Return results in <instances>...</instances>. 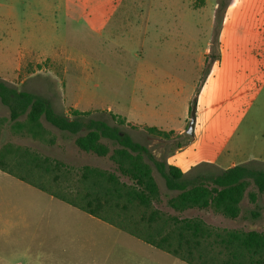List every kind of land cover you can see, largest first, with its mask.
<instances>
[{"label": "rangeland", "instance_id": "obj_1", "mask_svg": "<svg viewBox=\"0 0 264 264\" xmlns=\"http://www.w3.org/2000/svg\"><path fill=\"white\" fill-rule=\"evenodd\" d=\"M83 1L0 0V80L46 99L58 113H86L88 118L116 127L114 117L128 121L127 108L134 95H140V88L134 85L135 68L146 57L156 76L148 88L156 86L157 97L145 109L131 111L132 120L149 126L167 124L168 114L176 113L189 95L187 83L193 74L196 89L189 108L191 111L195 100V147L194 151L186 149L185 154L199 164L185 170L187 181L240 164L264 172V0H136L140 16L181 15V24L174 29L178 28L177 34L181 31L190 44L185 46L187 52L174 46L177 40L172 31L171 42L151 56L148 52L145 55V48L151 39L158 42L160 36L154 28L159 25L89 24L81 12ZM119 2L114 1L106 13L119 15ZM91 5V16L100 14L97 2ZM188 55L197 68L194 73L192 63L184 60ZM9 117L0 102V118L5 120L0 151L10 146L28 148L61 161L72 168L69 176L73 182L84 166L121 177L108 158L79 151L75 136L43 120L48 131L45 140H35L15 132ZM190 120L189 113L183 135L175 133L170 139L151 135L144 127L120 128L168 165L169 154L193 139L186 133ZM104 142L114 149L111 142ZM153 174L161 192L155 204L159 210L181 218L199 217L220 231L264 234V195H258L256 203L248 196L258 193L255 186L248 189L242 213L233 220L212 210L175 212L167 201L177 193L166 188L154 166ZM17 194V200L27 203L30 199ZM44 207L39 216L40 231L18 235L25 245L32 243L35 235L45 243L46 264H185L64 203L46 200ZM17 262L26 263L21 259Z\"/></svg>", "mask_w": 264, "mask_h": 264}, {"label": "trees", "instance_id": "obj_2", "mask_svg": "<svg viewBox=\"0 0 264 264\" xmlns=\"http://www.w3.org/2000/svg\"><path fill=\"white\" fill-rule=\"evenodd\" d=\"M0 102L9 111L15 132L44 141L48 132L44 120L60 132L75 136L79 151L108 158L129 182L115 172L91 166L82 167L73 182L69 176L73 170L67 164L12 146L0 151L1 171L185 264H264L263 233L220 231L199 217L181 218L159 210L155 204L161 192L153 166L164 178L166 188L177 193L168 199L169 208L178 213L212 210L233 220L240 217L241 203L252 185L258 191L248 194L252 203L258 195H264L263 171L240 164L189 182L179 168L158 161L148 147L122 131L123 125L138 128L124 119L114 117L118 126L113 127L88 118L86 113L74 111L67 116L56 112L46 99L19 91L2 80ZM4 122L0 118V134ZM145 130L162 139L175 134L157 128ZM104 141L111 142L114 149Z\"/></svg>", "mask_w": 264, "mask_h": 264}, {"label": "crops", "instance_id": "obj_3", "mask_svg": "<svg viewBox=\"0 0 264 264\" xmlns=\"http://www.w3.org/2000/svg\"><path fill=\"white\" fill-rule=\"evenodd\" d=\"M41 1L47 2V0ZM114 1L117 0H84L82 7L83 9H81V12H83L82 14L86 18L85 22L97 25H159L157 28H153L157 31L155 32V34H159L160 38L157 39V43H154L153 39L150 40V44H148V47L145 48V55H147V52L150 56L154 55V52L157 54V48H160L161 46L170 43L171 39H173L172 31L175 33L177 40L176 45L174 46H176L177 48L183 47L182 50L186 52L188 51V48H186L187 46H190V44H188L187 42L188 39H185L186 37L182 36L181 31L180 34H177L179 32L178 28L174 29V25H176L177 23L181 24V15L173 17L167 14H149L140 16L138 14L139 9L136 0H120L118 4V10L120 11V14L110 15L108 12L106 13V10L114 3ZM93 2H97V6L101 9V11L100 14L91 16L89 8L92 6L91 4ZM165 3L168 5L169 1H165ZM150 7H153V5H150ZM122 9L124 11L123 14ZM131 12L136 14H127ZM103 29L106 30L105 27H103ZM176 29L178 31H176ZM132 32H136L135 26L133 27ZM190 57L192 56L188 55L184 60L186 62L192 63V73H194L197 68L195 67L194 63L190 60ZM154 70L155 69H152L150 63L146 60V57L143 59V61L142 59H140L138 66L135 68L134 85L135 88L139 87L141 92L139 96H137V94L134 95L133 101L131 102L132 105L127 108L129 112L127 114L128 121L126 120V122L133 123L138 127H144V129L148 127L157 128L158 130L163 132H174L178 135H183L187 120L189 118L190 101L193 99L196 89V85L193 81V74L192 79H189V84L187 83V86H190L189 95H187L183 99L182 103L180 104V108L176 113L168 114L167 119L169 122H167V124H162V127L155 125L149 126L148 124L142 121L132 120L129 118V114L131 113V111L145 109L150 105V103L155 101V98L157 97L156 86H150L148 88V85L156 77L154 75ZM143 87L146 89L145 92H142ZM195 134L196 130L194 132V137L190 142H188L182 147H179L174 153L169 154L168 165L175 166L184 173L185 170H187L188 168L199 164V162H197L196 160H192L191 156L185 154V150L188 148L191 151H194ZM16 194L17 196H28V198L30 199L27 203H25L21 199L17 200L16 198L18 197L15 196ZM46 196L50 197V199H47ZM46 200H49L50 203L59 201L61 203L66 204L65 202L60 201L59 199H56L51 195L29 185L28 183L23 182L20 179L0 170V264H21L20 262H17V260L19 259L24 260L26 262L25 264H46L47 251L45 243L36 240L37 237L35 235L32 236V243L25 245L20 243V235H18L20 232L27 230H32L33 232L40 231L39 228L41 225L39 223V216L45 210L44 205ZM70 207L74 208L72 206Z\"/></svg>", "mask_w": 264, "mask_h": 264}, {"label": "water", "instance_id": "obj_4", "mask_svg": "<svg viewBox=\"0 0 264 264\" xmlns=\"http://www.w3.org/2000/svg\"><path fill=\"white\" fill-rule=\"evenodd\" d=\"M196 110H197V106H196V101L194 100V105L192 106L190 111L191 120L188 129L186 131L187 135H189L190 137H194L195 125H196Z\"/></svg>", "mask_w": 264, "mask_h": 264}]
</instances>
